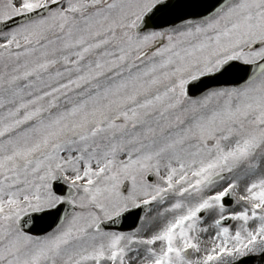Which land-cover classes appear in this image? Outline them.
Masks as SVG:
<instances>
[{
	"label": "snow or ice",
	"instance_id": "1",
	"mask_svg": "<svg viewBox=\"0 0 264 264\" xmlns=\"http://www.w3.org/2000/svg\"><path fill=\"white\" fill-rule=\"evenodd\" d=\"M264 264V0H0V264Z\"/></svg>",
	"mask_w": 264,
	"mask_h": 264
},
{
	"label": "flooded vegetation",
	"instance_id": "2",
	"mask_svg": "<svg viewBox=\"0 0 264 264\" xmlns=\"http://www.w3.org/2000/svg\"><path fill=\"white\" fill-rule=\"evenodd\" d=\"M253 264H257V262L256 261H253Z\"/></svg>",
	"mask_w": 264,
	"mask_h": 264
}]
</instances>
